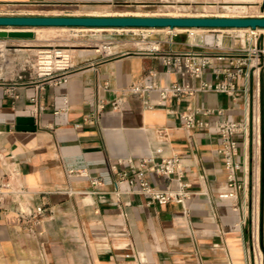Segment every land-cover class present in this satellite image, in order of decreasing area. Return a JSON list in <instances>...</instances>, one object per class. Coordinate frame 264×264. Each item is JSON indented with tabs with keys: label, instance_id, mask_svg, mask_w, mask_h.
Returning a JSON list of instances; mask_svg holds the SVG:
<instances>
[{
	"label": "crops",
	"instance_id": "obj_1",
	"mask_svg": "<svg viewBox=\"0 0 264 264\" xmlns=\"http://www.w3.org/2000/svg\"><path fill=\"white\" fill-rule=\"evenodd\" d=\"M153 2L0 0V16L39 7L111 8ZM177 38L161 43L158 54L120 48L104 59L90 51L74 57L79 50L73 51V74L59 88L19 80V73L0 79V264H248V243L239 224L243 195L236 202L221 197L227 172L218 154L217 124L224 119L251 121L256 111L257 125V78L250 75L248 93L246 81H241L238 97L198 92L149 110L142 98L129 95L118 111H112L121 90L152 83V73L162 86L187 84L196 90L204 82L216 85L226 80L214 70L201 80L183 71L168 73L167 54L212 51L218 40L225 49L248 44L233 34L199 45ZM226 65L216 63L217 69ZM150 98L158 100L159 94ZM101 102L105 109L97 115ZM188 108L223 115L205 118L208 128L189 132L181 117ZM28 117L35 119V132L18 129L17 120ZM256 131L258 157V125ZM250 143L249 137V171ZM244 154L240 143L239 162H244ZM173 156L182 158L184 182L189 185L184 207L148 205L146 196L115 192L118 173L128 170L129 162L138 166L146 158ZM13 172L18 174L10 178L15 192L3 190L6 175ZM255 173L257 180L258 165ZM148 179L159 190L174 187L163 177ZM39 210L44 212L41 216Z\"/></svg>",
	"mask_w": 264,
	"mask_h": 264
},
{
	"label": "built area",
	"instance_id": "obj_2",
	"mask_svg": "<svg viewBox=\"0 0 264 264\" xmlns=\"http://www.w3.org/2000/svg\"><path fill=\"white\" fill-rule=\"evenodd\" d=\"M190 30V29H187ZM212 32H222L225 30H209ZM228 31V30H226ZM261 30H246L248 35V44L242 46L239 49H225L222 43L219 44V40L216 43L214 50H208L207 52H186V53H174L167 54L164 58V65L167 72L183 71L185 75L194 79H202L204 75L214 70L217 76L224 75L226 80L219 82L216 85L210 83H202L199 90L191 88L187 84H172L168 86H162L157 81V75L152 73L153 82L150 84L138 83L134 84L126 89L121 90V97L112 103V111H118L123 98L131 95L137 96L144 100L146 107L149 110L160 108L170 98H176L180 100L183 96L194 97L198 92H216L220 94H229L233 97H238V84L241 81H246L244 89L248 93V79L250 75L257 78V86H261V77L263 83V125H264V49L259 46V39L261 37ZM171 39L177 38V33L169 31ZM159 47L150 48L149 51L154 54L160 53ZM63 48H56L54 50H43L44 52L39 55V69L34 71L30 69H23L18 76L19 80H28V82H35L36 80L42 81L50 87L59 88L66 85L73 74L74 63L73 57L67 54H61ZM117 50L112 45H107L97 50V54L104 59L111 58L117 54ZM45 63L44 68L41 69L40 63ZM226 62L227 65L223 69H217L216 63ZM30 68V67H29ZM153 93L159 94L158 100H151ZM260 97V95L258 96ZM33 102H37L36 98L32 99ZM105 109V105L101 102L97 106V115ZM221 111L214 110H199L194 108H188L182 113L181 117L184 121V127L187 131L192 132L196 129L208 128L209 125L205 118L210 116H222ZM256 111L252 116L251 121L245 120L242 122H236L233 120H221L217 124V130L221 141V148L218 154L223 159L224 168L227 172V185L225 192L222 194V199L228 202H236L239 195H243V208L247 209L248 205V190L250 181V171L247 167L246 149L248 145V139L251 134V130L256 134ZM259 134V147H261L260 137V115L258 123ZM255 141V140H254ZM240 143H243L245 148L244 162H239L240 156ZM263 146V162H264V132L262 138ZM0 160L3 158L0 156ZM182 158L179 156H173L170 158H163L157 160L155 158H146L141 160L138 166L129 162V169L120 171L118 173V180L115 184V192L117 194H135L148 197V205L166 206L168 204H178L184 207L185 201L189 198V185L184 182L185 172L182 168ZM123 163V162H121ZM18 175L16 172L6 175V181L2 184L1 188L10 192H15L11 187L10 178ZM149 175H155L168 179L174 183V187H168L167 190H159L154 187L149 179ZM260 175V170H259ZM254 177V174H253ZM257 182H260V177ZM96 183V182H95ZM254 183V180H253ZM258 192H260V186L258 185ZM255 190V188H253ZM1 191V190H0ZM252 206V223L256 225L257 229V243L259 238L263 236L264 242V196L260 206L259 198L257 204L253 199ZM236 211L238 210L237 206ZM43 210H39L37 216L43 214ZM36 219L37 216L29 214L28 217ZM248 217L243 215L241 220V229L246 226ZM37 224V222H36ZM259 245V244H258ZM260 249V247H259ZM254 257L256 264V251L254 249ZM262 259V257H261ZM249 264V262H248Z\"/></svg>",
	"mask_w": 264,
	"mask_h": 264
},
{
	"label": "rangeland",
	"instance_id": "obj_3",
	"mask_svg": "<svg viewBox=\"0 0 264 264\" xmlns=\"http://www.w3.org/2000/svg\"><path fill=\"white\" fill-rule=\"evenodd\" d=\"M258 4H254V3ZM143 17V18H257L264 17V0H154L150 4L102 7H39L31 11L9 14L5 17ZM3 17V16H0ZM10 31H30L33 38H7L0 39V79L12 78L23 69H39V53L43 50H54L57 47H66L75 53L90 51L97 54V50L104 46L112 45L118 51L125 48L128 51L136 49H150L159 47V42L165 44L170 39L169 31L163 29H65V28H15ZM202 31L179 30L177 39H183L194 45L206 43L207 40L216 41V37L225 35H238L243 42L248 43L246 32L236 30L213 33L209 30ZM44 33V34H43ZM259 46L264 49V31L261 32ZM43 34V35H42ZM127 48V49H126ZM73 57V58H74ZM30 67V68H29ZM260 97L257 98L258 117L260 115L261 147L257 145L256 134H250V181L248 190V205L246 226L243 234L247 244L248 262L255 264L254 249L256 251V264H264L263 236L257 243L256 225L252 223L253 199L255 205L259 198L260 206L264 196V162L262 138L263 125V83L261 77ZM257 127V126H256ZM255 140V141H254ZM258 165V178L256 180V166ZM260 170V175H259ZM254 174V177H253ZM254 180V183H253ZM258 185L260 192H258ZM255 188V190H253ZM244 209L242 210V218ZM239 224L241 225V220ZM238 224V225H239ZM241 229V228H240ZM241 234V231L239 232ZM259 244V245H258ZM260 247V249H259ZM262 257V259H261Z\"/></svg>",
	"mask_w": 264,
	"mask_h": 264
},
{
	"label": "water",
	"instance_id": "obj_4",
	"mask_svg": "<svg viewBox=\"0 0 264 264\" xmlns=\"http://www.w3.org/2000/svg\"><path fill=\"white\" fill-rule=\"evenodd\" d=\"M83 28V29H204V30H264V17L257 18H143V17H0V39L33 38L30 31L15 28ZM18 129L37 130L32 117L19 118Z\"/></svg>",
	"mask_w": 264,
	"mask_h": 264
},
{
	"label": "bare ground",
	"instance_id": "obj_5",
	"mask_svg": "<svg viewBox=\"0 0 264 264\" xmlns=\"http://www.w3.org/2000/svg\"><path fill=\"white\" fill-rule=\"evenodd\" d=\"M49 28H54V27H49ZM62 28H64V27H62ZM65 29H68V30H70L71 28H65ZM94 29H98V28H94ZM101 30V29H100ZM163 30H167V31H173V32H175V31H179V30H185V29H175V30H171V29H163ZM190 30H192V29H190ZM196 30H201V29H196ZM239 30H245V32H246V30H248V29H239ZM262 31V30H261ZM264 31V30H263ZM44 34V33H43ZM42 34V35H43ZM57 48H66V47H57ZM44 51H41L39 54H42ZM58 53H61V54H67V55H69V56H72V51L70 50V49H65V50H63L62 52H60V51H57ZM97 52V51H96ZM40 66H41V69L42 68H44V66H45V63H43V62H41L40 63ZM258 123H259V120L257 121V125H258Z\"/></svg>",
	"mask_w": 264,
	"mask_h": 264
}]
</instances>
